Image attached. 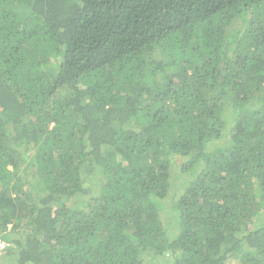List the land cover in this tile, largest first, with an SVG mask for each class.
Instances as JSON below:
<instances>
[{
  "label": "trees",
  "instance_id": "obj_1",
  "mask_svg": "<svg viewBox=\"0 0 264 264\" xmlns=\"http://www.w3.org/2000/svg\"><path fill=\"white\" fill-rule=\"evenodd\" d=\"M0 264H264V0H0Z\"/></svg>",
  "mask_w": 264,
  "mask_h": 264
},
{
  "label": "built area",
  "instance_id": "obj_2",
  "mask_svg": "<svg viewBox=\"0 0 264 264\" xmlns=\"http://www.w3.org/2000/svg\"><path fill=\"white\" fill-rule=\"evenodd\" d=\"M6 245H7L6 242L0 240V257L2 255V253L4 252V250L6 249Z\"/></svg>",
  "mask_w": 264,
  "mask_h": 264
}]
</instances>
